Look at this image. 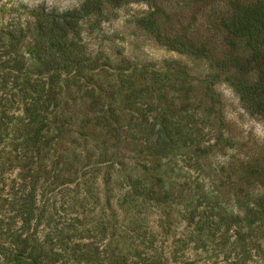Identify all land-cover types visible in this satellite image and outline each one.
<instances>
[{
	"label": "rangeland",
	"instance_id": "1",
	"mask_svg": "<svg viewBox=\"0 0 264 264\" xmlns=\"http://www.w3.org/2000/svg\"><path fill=\"white\" fill-rule=\"evenodd\" d=\"M87 1L0 0V264L18 232L50 264H264V117L136 23L152 0L83 15L80 62L44 72L37 15Z\"/></svg>",
	"mask_w": 264,
	"mask_h": 264
},
{
	"label": "trees",
	"instance_id": "2",
	"mask_svg": "<svg viewBox=\"0 0 264 264\" xmlns=\"http://www.w3.org/2000/svg\"><path fill=\"white\" fill-rule=\"evenodd\" d=\"M138 0H90L68 12H40L31 27L41 70L65 71L80 62L70 34L79 33L78 19L103 5L119 6ZM151 1V0H150ZM154 10L136 17L155 39L172 49L208 57L240 94L244 106L264 117V0H152ZM189 87V86H188ZM252 168L264 178V168ZM248 208L264 220V193ZM25 229V228H24ZM28 229V227H26ZM18 264H50L35 233H15Z\"/></svg>",
	"mask_w": 264,
	"mask_h": 264
}]
</instances>
